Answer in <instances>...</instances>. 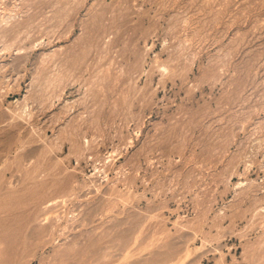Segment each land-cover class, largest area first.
<instances>
[{
  "label": "rangeland",
  "instance_id": "obj_1",
  "mask_svg": "<svg viewBox=\"0 0 264 264\" xmlns=\"http://www.w3.org/2000/svg\"><path fill=\"white\" fill-rule=\"evenodd\" d=\"M0 264H264V0H0Z\"/></svg>",
  "mask_w": 264,
  "mask_h": 264
}]
</instances>
